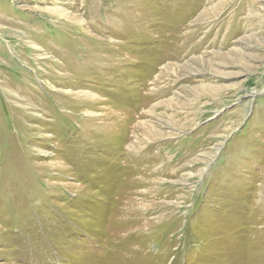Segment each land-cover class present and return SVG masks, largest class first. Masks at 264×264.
Returning a JSON list of instances; mask_svg holds the SVG:
<instances>
[{
	"label": "rangeland",
	"instance_id": "rangeland-1",
	"mask_svg": "<svg viewBox=\"0 0 264 264\" xmlns=\"http://www.w3.org/2000/svg\"><path fill=\"white\" fill-rule=\"evenodd\" d=\"M0 264H264V0H0Z\"/></svg>",
	"mask_w": 264,
	"mask_h": 264
},
{
	"label": "bare ground",
	"instance_id": "bare-ground-1",
	"mask_svg": "<svg viewBox=\"0 0 264 264\" xmlns=\"http://www.w3.org/2000/svg\"><path fill=\"white\" fill-rule=\"evenodd\" d=\"M158 148V147H157ZM161 152V151H160ZM161 154V153H160ZM159 155V154H158ZM161 156V155H160ZM163 156V155H162ZM161 159V158H160ZM140 209V208H139ZM139 213V212H138ZM141 213V212H140ZM148 219V218H147Z\"/></svg>",
	"mask_w": 264,
	"mask_h": 264
}]
</instances>
